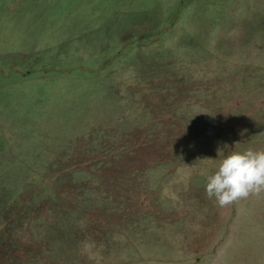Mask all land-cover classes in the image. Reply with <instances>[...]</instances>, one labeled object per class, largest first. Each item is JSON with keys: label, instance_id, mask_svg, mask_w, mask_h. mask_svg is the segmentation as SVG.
I'll list each match as a JSON object with an SVG mask.
<instances>
[{"label": "rangeland", "instance_id": "1", "mask_svg": "<svg viewBox=\"0 0 264 264\" xmlns=\"http://www.w3.org/2000/svg\"><path fill=\"white\" fill-rule=\"evenodd\" d=\"M264 0H0V264H264Z\"/></svg>", "mask_w": 264, "mask_h": 264}, {"label": "clouds", "instance_id": "2", "mask_svg": "<svg viewBox=\"0 0 264 264\" xmlns=\"http://www.w3.org/2000/svg\"><path fill=\"white\" fill-rule=\"evenodd\" d=\"M264 190V149L232 151L219 159L206 178L205 192L220 208Z\"/></svg>", "mask_w": 264, "mask_h": 264}]
</instances>
